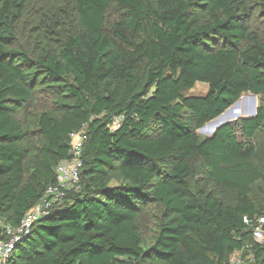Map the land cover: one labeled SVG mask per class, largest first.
Masks as SVG:
<instances>
[{
	"label": "trees",
	"instance_id": "16d2710c",
	"mask_svg": "<svg viewBox=\"0 0 264 264\" xmlns=\"http://www.w3.org/2000/svg\"><path fill=\"white\" fill-rule=\"evenodd\" d=\"M29 4L0 0V241L86 139L79 187L5 263L264 264L245 222L264 216V0ZM244 93L254 116L198 135Z\"/></svg>",
	"mask_w": 264,
	"mask_h": 264
},
{
	"label": "built area",
	"instance_id": "2783aa9c",
	"mask_svg": "<svg viewBox=\"0 0 264 264\" xmlns=\"http://www.w3.org/2000/svg\"><path fill=\"white\" fill-rule=\"evenodd\" d=\"M116 123H114L115 125ZM86 139L84 129L70 133L69 157L61 160L55 169V181L46 186L43 195L37 203L29 209L18 225L3 224L7 238L0 241V264H6V259L21 235L25 234L31 224L42 214L58 204L70 190L79 187L80 168L82 165V148ZM245 222L252 226V235L259 242L264 241V216L256 218V222L245 218ZM239 255H233L226 264H246Z\"/></svg>",
	"mask_w": 264,
	"mask_h": 264
},
{
	"label": "rangeland",
	"instance_id": "374dc122",
	"mask_svg": "<svg viewBox=\"0 0 264 264\" xmlns=\"http://www.w3.org/2000/svg\"><path fill=\"white\" fill-rule=\"evenodd\" d=\"M39 1L40 0H30L29 5L30 6H32V5L36 6V4L37 5L39 4ZM206 88H207V86L205 83L197 82L195 84L194 89L196 91H200V90L204 91V90H206ZM255 99H256V102H255V104H253L252 97H251L250 93L242 94V96L240 97V104L228 113L229 117H228L227 121H232V120L238 119L239 117L247 116V114H244V111H246L248 113L250 111H252L254 109V106L258 105V103L260 101L259 100L260 96L256 95ZM35 107L37 109H41L42 107H51V103H49V100L46 97V95L41 93L39 95V102H37ZM227 110L224 111L223 113L227 112ZM213 129L208 130V131L211 132ZM197 133L200 137L207 136L206 132L205 133L199 132V129L197 130ZM254 191H255V195L257 197H264V190H262L261 187L256 186ZM158 214H159L158 209L152 205L150 207L146 208L142 214V220H143V224H144V226L142 227V232H143V235L146 239H150L155 232Z\"/></svg>",
	"mask_w": 264,
	"mask_h": 264
},
{
	"label": "water",
	"instance_id": "95a60500",
	"mask_svg": "<svg viewBox=\"0 0 264 264\" xmlns=\"http://www.w3.org/2000/svg\"><path fill=\"white\" fill-rule=\"evenodd\" d=\"M250 95H251V97H252V101H253V104H255V102H256V99H255V97H256V95L255 94H252V93H250ZM242 96V95H241ZM240 96V97H241ZM240 97L232 104V105H234V106H238L239 104H240ZM231 105V106H232ZM230 106V107H231ZM230 107H228L227 109H229ZM256 108H257V106H254V109L252 110V111H250L249 113L248 112H246V111H244V114H247V116H254L255 114H256ZM226 109V110H227ZM225 110V111H226ZM222 114V113H221ZM220 114V115H221ZM219 115V116H220ZM238 116V115H237ZM218 117V116H217ZM217 117H215V118H213V119H216ZM212 119V120H213ZM212 120H210V121H212ZM210 121H208V122H210ZM207 122V123H208ZM226 122H228L227 120H224V121H222L221 123H219V124H217L216 126H215V128L210 132V131H207L206 132V134H207V136L209 137V138H212L213 136H214V134H215V132H216V129L217 128H219L220 126H222V125H224ZM199 131H200V129H199Z\"/></svg>",
	"mask_w": 264,
	"mask_h": 264
},
{
	"label": "bare ground",
	"instance_id": "6f19581e",
	"mask_svg": "<svg viewBox=\"0 0 264 264\" xmlns=\"http://www.w3.org/2000/svg\"><path fill=\"white\" fill-rule=\"evenodd\" d=\"M235 107H237V106L232 105V106L227 110V112L221 114V115L218 116L216 119H213L212 121L206 123L204 126H202V127L200 128V131H199V132H203V133H205V132H207L208 130H211V129L215 128V126H216L217 124L221 123L222 121L227 120L228 117H229V116H228V113H229L232 109H234Z\"/></svg>",
	"mask_w": 264,
	"mask_h": 264
}]
</instances>
